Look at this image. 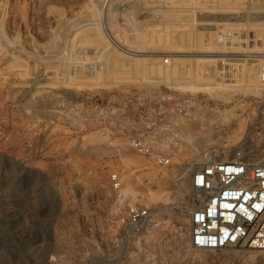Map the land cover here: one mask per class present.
I'll return each mask as SVG.
<instances>
[{"label":"rangeland","instance_id":"rangeland-1","mask_svg":"<svg viewBox=\"0 0 264 264\" xmlns=\"http://www.w3.org/2000/svg\"><path fill=\"white\" fill-rule=\"evenodd\" d=\"M220 27L262 36L264 0H0V264H64L79 229L109 210L110 172L129 196L152 177L144 192L161 188L148 201L168 225L184 221L200 156L228 158L245 143L264 161V122L253 111L264 90L252 73L202 80L207 53L222 49ZM130 86L210 91V115L180 137L169 171L66 106ZM242 258L264 264V251Z\"/></svg>","mask_w":264,"mask_h":264},{"label":"built area","instance_id":"built-area-1","mask_svg":"<svg viewBox=\"0 0 264 264\" xmlns=\"http://www.w3.org/2000/svg\"><path fill=\"white\" fill-rule=\"evenodd\" d=\"M216 43L222 49L207 53L212 57L203 83L228 82L241 67L264 90V34L220 27ZM209 92L130 86L66 106L81 119L93 114L101 127L118 131L131 151L169 171L180 137L190 135L200 116L210 115ZM253 105L254 116L264 122V96ZM251 151L241 143L227 159L205 153L193 161L192 194L180 211L184 221L168 225L164 210L144 192L149 180L129 196L118 172H110V208L100 220L79 229L64 253V264H250L242 258L246 251H264V161H255ZM48 261L56 262V255Z\"/></svg>","mask_w":264,"mask_h":264},{"label":"bare ground","instance_id":"bare-ground-1","mask_svg":"<svg viewBox=\"0 0 264 264\" xmlns=\"http://www.w3.org/2000/svg\"><path fill=\"white\" fill-rule=\"evenodd\" d=\"M258 135H260V134H258ZM257 139V138H256ZM255 139V137H254V139H250V141H255L256 140ZM257 141V140H256ZM257 143V142H256ZM256 145V144H255ZM250 146H252V145H250ZM253 146H254V144H253ZM228 153H229V151H227ZM227 152H226V154H227ZM252 152H254V151H252ZM224 159H227V158H224ZM146 179L147 180H149V181H151V179H152V177H146ZM190 186H191V183H190ZM131 190V189H130ZM124 192H125V189L123 190ZM162 190H161V188L157 185V188H156V190H152L151 188H148V191L146 192V194H147V197H149L148 198V200L149 201H152V202H154V200H156V199H159V195H160V192H161ZM123 192V193H124Z\"/></svg>","mask_w":264,"mask_h":264}]
</instances>
